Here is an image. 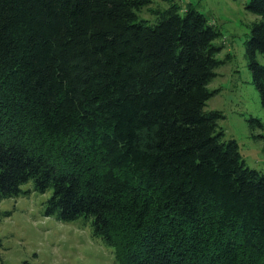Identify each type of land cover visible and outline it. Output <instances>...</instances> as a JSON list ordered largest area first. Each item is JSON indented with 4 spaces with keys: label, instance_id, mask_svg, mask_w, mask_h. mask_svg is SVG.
<instances>
[{
    "label": "trees",
    "instance_id": "trees-1",
    "mask_svg": "<svg viewBox=\"0 0 264 264\" xmlns=\"http://www.w3.org/2000/svg\"><path fill=\"white\" fill-rule=\"evenodd\" d=\"M149 2L0 0V198L50 190L119 264H264V172L204 109L219 31L176 4L148 24ZM245 8L264 107V0Z\"/></svg>",
    "mask_w": 264,
    "mask_h": 264
},
{
    "label": "rangeland",
    "instance_id": "rangeland-1",
    "mask_svg": "<svg viewBox=\"0 0 264 264\" xmlns=\"http://www.w3.org/2000/svg\"><path fill=\"white\" fill-rule=\"evenodd\" d=\"M247 1L150 0L138 15L153 24L156 11L176 4L181 12L195 8L217 28L221 62L207 84L214 93L204 109L223 114L218 123L225 139H235L246 165L264 172V107L245 57L249 26L258 17L245 8ZM256 59L264 66V52H257ZM21 187L31 190L0 198V259L5 264H119L113 248L92 235L89 219L60 221L46 215L50 190L37 192L31 182Z\"/></svg>",
    "mask_w": 264,
    "mask_h": 264
}]
</instances>
